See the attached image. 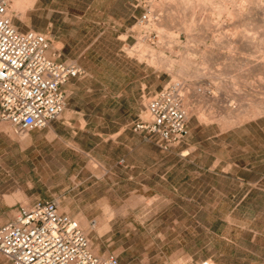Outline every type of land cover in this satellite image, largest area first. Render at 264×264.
<instances>
[{"label": "rangeland", "instance_id": "374dc122", "mask_svg": "<svg viewBox=\"0 0 264 264\" xmlns=\"http://www.w3.org/2000/svg\"><path fill=\"white\" fill-rule=\"evenodd\" d=\"M165 1L36 0L25 23L11 12L82 73L64 87L53 133L20 141L0 124V225L10 205L52 200L94 254L120 264H264V0ZM144 4L157 19L139 22ZM172 82L184 88L188 136L162 151L132 126Z\"/></svg>", "mask_w": 264, "mask_h": 264}, {"label": "built area", "instance_id": "2783aa9c", "mask_svg": "<svg viewBox=\"0 0 264 264\" xmlns=\"http://www.w3.org/2000/svg\"><path fill=\"white\" fill-rule=\"evenodd\" d=\"M144 6L139 22L157 19ZM49 49L47 35L19 30L10 0H0V123L9 124L17 136L57 120L65 108L62 86L82 73L73 62L50 58ZM183 89L180 82H172L152 95L145 105L146 118L132 131L155 139L162 151L183 142L188 136ZM0 255L12 264H120L114 255L94 254L79 222L60 212L52 200L21 205L0 225Z\"/></svg>", "mask_w": 264, "mask_h": 264}, {"label": "bare ground", "instance_id": "6f19581e", "mask_svg": "<svg viewBox=\"0 0 264 264\" xmlns=\"http://www.w3.org/2000/svg\"><path fill=\"white\" fill-rule=\"evenodd\" d=\"M35 1L36 0H10V12H12V13H14V16H16L17 18H18V20L19 21H21V22H23V23H25V22H27L28 21V17L29 16H27V12L29 11V10H31L33 7H34V5H35ZM164 1V0H163ZM172 1H174V0H167V1H165L168 5H172ZM177 1V0H176ZM176 1H174V2H176ZM185 1H187V3H188V0H185ZM185 1L184 0H182V2L183 3H185ZM203 1V0H202ZM214 1V0H213ZM219 1V0H218ZM246 2H247V0H245ZM249 2H250V0H248ZM259 1V0H258ZM173 2V3H174ZM179 2V1H178ZM205 2H206V0H205ZM208 2V1H207ZM224 2H225V0H224ZM191 3V2H190ZM209 3H211L210 1H209ZM209 3H206V4H209ZM215 3V2H214ZM221 3V2H220ZM219 3V4H220ZM178 7H179V5H178V3H175ZM174 4V9H175V7H177L176 5ZM192 4V3H191ZM224 4V3H223ZM249 4V3H248ZM182 6V5H181ZM203 6V5H202ZM220 5H218V7H219ZM259 8L262 10V11H264V5H260V3H259ZM222 7H223V5H222ZM164 8H167V7H164ZM223 8H225V5H224V7ZM223 8H220L219 7V10H221L222 9V11H223ZM171 10V9H170ZM215 10H217V9H215ZM231 12H229V14H230ZM262 13H264V12H262ZM232 15H233V13H232ZM262 15V14H261ZM192 16H194V15H192ZM262 16H264V15H262ZM262 16H260V17H262ZM234 19V18H233ZM237 19V18H236ZM262 19H264V17H262ZM194 21L196 20V19H193ZM249 20V19H248ZM192 22V21H191ZM238 22V21H237ZM240 22V21H239ZM239 22H238V24H239ZM253 22V21H252ZM194 23V22H193ZM243 23V22H242ZM262 23V22H261ZM261 23H260V25H261ZM28 24V23H27ZM241 24V23H240ZM239 24V25H240ZM245 24L246 23H244V26H245ZM262 25H264V24H262ZM160 27H161V29H162V25L161 26H159V29H160ZM239 27V26H238ZM164 28V27H163ZM190 28V27H189ZM235 28H236V25H235ZM260 28V27H259ZM240 29H242V28H239V30ZM257 29H258V27H257ZM191 30V29H190ZM253 30H254V28H253ZM236 31V30H235ZM234 31V32H235ZM247 31H249V29L247 30ZM261 31H262V28H261ZM240 32H241V30H240ZM257 32V31H256ZM258 32H259V29H258ZM238 33H239V31H238ZM247 33V32H246ZM262 33V32H261ZM244 34V33H243ZM243 34L241 33V35L243 36ZM249 34H250V32H249ZM258 34V33H257ZM260 34V33H259ZM239 35V34H238ZM247 36V38L248 39H251V41H250V43L249 44H254V41H256V40H254V38H255V35L254 34H252V35H246ZM233 37V36H232ZM262 38L260 39L261 40V42L262 43H264V35H262L261 36ZM224 39V38H223ZM245 39V38H244ZM260 40H258L259 41V43H260ZM223 42V41H222ZM235 42L237 43V41H234L233 39H229V40H227L225 43H227L228 44V49L230 50V44L231 43H234L235 44ZM245 42V41H244ZM225 43H223L224 44V46L226 45ZM241 43V42H240ZM246 43H247V41H246ZM239 44V43H238ZM248 44V43H247ZM246 44V45H247ZM258 44V43H257ZM140 46V45H139ZM238 46V45H237ZM251 46V45H250ZM232 47V46H231ZM143 49V48H142ZM236 49H237V47H236ZM253 49H255V48H253ZM145 50V49H144ZM256 50H259L260 51V49H256ZM255 50V51H256ZM139 51L141 52V54H142V50L141 49H139ZM231 51V50H230ZM254 51V50H253ZM262 51V50H261ZM232 52V51H231ZM243 52V51H242ZM241 52V53H242ZM262 52H264V51H262ZM247 53H248V51H247ZM254 53V52H253ZM256 53V52H255ZM251 54V53H250ZM152 55V54H151ZM255 55V54H254ZM254 55H250L249 57H254ZM262 55H264V54H262ZM145 56V55H144ZM231 56V55H230ZM244 56V55H243ZM258 56H260V55H258ZM232 57V56H231ZM248 57V58H249ZM257 57V56H256ZM262 57H264V56H262ZM205 59V58H204ZM202 60L203 61V63H204V61L205 60ZM253 59H256L255 57L253 58ZM259 59H261V58H259ZM258 59V60H259ZM230 60V59H229ZM233 60V59H232ZM232 60H230V61H232ZM257 61V60H256ZM260 61V60H259ZM169 63V61H167V63L166 64H168ZM171 63H169V67H171V65H170ZM256 64H258V63H256ZM261 64H262V61H261ZM197 65V64H196ZM228 65V64H227ZM252 65V64H251ZM202 66H204V64L202 65ZM206 66V65H205ZM203 67V68H207V67ZM240 66V65H239ZM258 66H260L259 64H258ZM199 67V66H198ZM228 67V66H227ZM253 67V66H252ZM257 67V66H256ZM172 68V67H171ZM180 68H182V66L180 67ZM233 68V67H232ZM232 68H230V70L232 69ZM240 68V67H239ZM262 68H264V67H262ZM169 69V71H171V69L170 68H168ZM225 69V68H224ZM207 70V69H206ZM237 70V69H236ZM256 70H258L257 68H256ZM262 70H264V69H262ZM209 70H207V72H208ZM243 71V70H242ZM261 71V70H260ZM179 73H180V69H179ZM254 73V72H253ZM262 73H264V72H262ZM197 75V74H196ZM257 75V74H256ZM198 76V75H197ZM249 76V75H248ZM217 77V76H216ZM174 78V77H173ZM245 79H246V77H245ZM224 83V82H223ZM223 86H224V88H225V86H227V85H224L223 84ZM231 87H234V86H231ZM200 89V88H199ZM198 89V90H199ZM193 90V89H192ZM187 93V92H186ZM195 94V93H194ZM196 95H197V93H196ZM196 95H194V96H196ZM230 95H231V93H230ZM204 95L202 94V97H203ZM201 96H199V98H200ZM204 98V97H203ZM202 98V99H203ZM248 99V98H247ZM250 100V99H249ZM189 101V100H188ZM190 103V102H189ZM188 103V104H189ZM224 103V102H223ZM262 103H264V102H262ZM253 104V103H252ZM249 105V104H248ZM262 105V104H261ZM184 106H185V104H184ZM186 106H187V103H186ZM221 106V105H220ZM251 105L249 106V109L251 110ZM247 108H248V106H247ZM258 108V107H257ZM212 109V108H211ZM239 109V108H238ZM260 109V108H259ZM236 110V109H235ZM250 110H248V113H249V111ZM255 110V109H254ZM216 111H218V110H216ZM243 111V110H242ZM252 111V110H251ZM250 111V112H251ZM256 111H257V109H256ZM260 111V110H259ZM259 111H257L258 113H260ZM262 111V110H261ZM262 112H264V111H262ZM194 113V112H193ZM196 113V112H195ZM197 113H199V112H197ZM202 113V112H201ZM247 113V114H248ZM220 114V113H219ZM222 114V117H223V113H221ZM228 114V113H227ZM262 114V113H261ZM230 115V114H229ZM249 115H250V113H249ZM201 116V115H200ZM241 116V115H240ZM259 116V115H258ZM198 117H199V115H198ZM202 117V116H201ZM204 117V116H203ZM219 117V116H218ZM222 117H219V119L220 118H222ZM231 118V116H228V118ZM250 117H252V119H253V117H254V113L252 114V115H250ZM255 117H257L256 115H255ZM262 117V116H261ZM227 118V119H228ZM237 120H239V118L238 117H235ZM204 119V118H203ZM255 119V118H254ZM250 120V119H249ZM222 121V120H221ZM248 121V120H247ZM224 122V121H223ZM227 122V121H226ZM235 122H237V121H235ZM232 124V123H231ZM233 125V124H232ZM231 125V126H232ZM238 125V124H237ZM229 126V125H228ZM227 126V127H228ZM0 129H5V127H1L0 126ZM53 133V132H52ZM18 139L20 140V141H23V140H28L29 139V137L26 135V136H18ZM16 195V194H15ZM86 221L84 220V219H82L81 220V223H85Z\"/></svg>", "mask_w": 264, "mask_h": 264}, {"label": "crops", "instance_id": "0c3cea01", "mask_svg": "<svg viewBox=\"0 0 264 264\" xmlns=\"http://www.w3.org/2000/svg\"><path fill=\"white\" fill-rule=\"evenodd\" d=\"M75 78H79V76L78 77H75ZM75 78H71L70 80H72V79H75ZM69 82V80L62 86V90H64V87L67 85V83ZM155 93V92H154ZM66 106H67V102H65V108H64V111H63V113L66 111ZM62 113V114H63ZM66 113L64 114V115H62L61 116V118L59 119L60 121H62V120H64V119H66ZM55 121H52V122H50L45 128H43V129H46L47 128V130H48V132H52V131H56V125H54L53 123H54ZM1 124V123H0ZM42 130V129H41ZM41 130H35V131H32V132H38V131H41ZM4 133H5V131L4 130H2V129H0V143L1 142H3V141H5V139H4ZM189 153H186L185 155H182L181 154V156L182 157H184V156H186V155H188ZM121 162H123V161H121ZM1 189V188H0ZM0 192H1V190H0ZM2 197H0V199H1ZM40 200V199H39ZM35 201H37V200H35ZM35 201H33V202H29L28 204H32V203H34ZM2 203H4L3 201H1V204L0 205H2ZM21 205H23V204H13V205H10L9 206V208H11L10 209V211H14V214H15V212L17 211V209L19 208V206H21ZM13 209V210H12ZM4 212V211H3ZM3 212H0V214L2 213V214H4ZM14 214H13V216H14ZM12 216V217H13ZM12 218H10L9 220H11ZM9 220H7V221H9ZM6 221V222H7ZM6 222H4V223H6ZM3 223V224H4Z\"/></svg>", "mask_w": 264, "mask_h": 264}]
</instances>
